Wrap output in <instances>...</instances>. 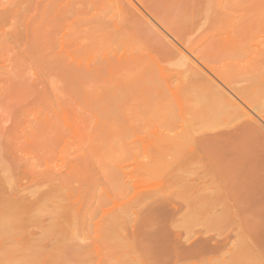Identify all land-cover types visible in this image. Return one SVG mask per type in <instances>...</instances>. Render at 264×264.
Wrapping results in <instances>:
<instances>
[{"label": "rangeland", "instance_id": "obj_1", "mask_svg": "<svg viewBox=\"0 0 264 264\" xmlns=\"http://www.w3.org/2000/svg\"><path fill=\"white\" fill-rule=\"evenodd\" d=\"M1 25L0 88L13 92L0 98L4 114L30 91L29 83L19 86L30 78L26 73L36 75L43 96L52 88L39 75L38 57L35 63L32 55L27 59L26 46L9 39L4 31L10 27ZM261 36L251 26L237 38L232 61L238 66L233 85L248 92L244 107L256 118H264ZM163 68L156 79L175 70ZM175 85L163 97L152 93L151 114L130 119L155 133L101 131V117L95 124L68 104L59 107L54 97L42 102L58 112L54 131L30 136V143L22 136L14 140L18 159L36 165L40 176L33 182L19 179L7 138L0 137V264H264V132L228 136L244 118L200 91L194 96ZM83 108L90 109L81 104V114ZM212 136L218 138L207 139Z\"/></svg>", "mask_w": 264, "mask_h": 264}, {"label": "bare ground", "instance_id": "obj_2", "mask_svg": "<svg viewBox=\"0 0 264 264\" xmlns=\"http://www.w3.org/2000/svg\"><path fill=\"white\" fill-rule=\"evenodd\" d=\"M247 1L13 0L3 4L1 0L0 28L3 27L1 23L9 26L11 31L6 33L5 29L4 34L26 46L27 59L31 55L34 63L38 59L39 75L52 88L49 95L41 94L43 90L34 85L36 75L26 73L29 65L34 66L29 60V67L25 66L26 70L21 72L29 74L30 78H23L25 83L20 81L19 86L29 83L30 91L24 90L19 95V103L23 104L9 107L0 114V137L7 138L9 150L6 153L11 156L19 179L29 177L33 182L40 175L34 171L36 165L28 167L22 158L18 159L16 155L20 150L14 140L22 136L30 143V136H48L57 126L56 109L51 103L42 104L52 97L61 108L70 105L77 117L85 114L95 124L98 117L103 118L101 131L107 127L112 133L114 130L155 133L149 125H132L130 119L134 121L135 117L151 114L152 93L156 92L158 97L167 91L172 93V84L177 82V88L191 91L189 94L194 96L192 92L197 91V95L200 91L221 102L229 112L244 118L241 126L228 136L262 134L264 118L253 117L245 109L248 92L233 85V71L238 68L232 63L237 38L246 36L251 26L258 33L264 32V0H256L251 7L244 5ZM164 66L175 67L173 74L156 79V70L161 71ZM11 92L10 87L0 88V98L8 97ZM83 103L90 109L83 108L85 113L81 114L78 109ZM197 110L196 118L200 115ZM166 122L171 124V121ZM6 123H10L8 128L4 127ZM216 138L218 136L207 137ZM242 161L240 159L239 164ZM8 164L12 166L11 162ZM4 193L7 192L2 191V195Z\"/></svg>", "mask_w": 264, "mask_h": 264}]
</instances>
